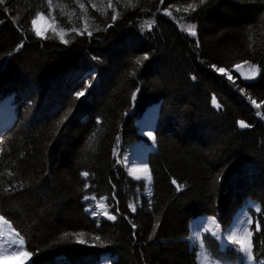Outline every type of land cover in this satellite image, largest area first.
I'll use <instances>...</instances> for the list:
<instances>
[{"label":"trees","instance_id":"1","mask_svg":"<svg viewBox=\"0 0 264 264\" xmlns=\"http://www.w3.org/2000/svg\"><path fill=\"white\" fill-rule=\"evenodd\" d=\"M72 1L53 0L67 44L31 30L45 0L0 4V97L13 94L16 113L0 139V215L25 237L31 259L97 264L109 251L118 257L114 264H196L184 240L188 221L207 214L226 226L249 198L262 207L253 252L264 258V0H133L136 7L113 0L121 13L114 22L108 0H91L100 11L81 0L87 14ZM190 4L196 10L185 12ZM56 5H67L64 15ZM152 20L150 30L142 27ZM183 23L196 25L197 35L183 32ZM237 64L260 71L244 80L229 72ZM90 70L94 82L83 77ZM156 102L157 149L148 156L152 196L131 214L127 203L142 183L125 175L113 150L122 153L140 140L134 119ZM241 120L249 127L241 128ZM86 194L114 199L116 221L90 219L83 212ZM78 236L87 243H77ZM204 242L213 256H226L206 236Z\"/></svg>","mask_w":264,"mask_h":264},{"label":"snow or ice","instance_id":"2","mask_svg":"<svg viewBox=\"0 0 264 264\" xmlns=\"http://www.w3.org/2000/svg\"><path fill=\"white\" fill-rule=\"evenodd\" d=\"M5 2V0H0V4H3ZM74 4L76 6H78V8L84 13L87 14L88 12V8L85 6L84 3L81 2V0H73ZM210 2V0H199V4L200 5H204L206 3ZM47 3V9H48V14L52 15V10L54 8L53 5V0H46ZM89 3L91 4L92 9H95L96 11H100V9L97 7V5L95 3H92L91 0H89ZM116 3L119 4L120 0H116ZM161 3H163V0H161ZM56 7H60L61 9V15H64V11L63 9L67 7V5H56ZM125 7H136V4L133 3V0H125ZM107 8L108 9H112L113 14L111 15V20L114 22L118 19V17L120 16L121 13L116 11V7L113 4V0H108L107 3ZM178 10V9H177ZM196 8L193 5H188L187 8L184 9L185 12L188 11H195ZM5 11H7V9H5ZM103 16H105V18H107L108 13L107 11H104L101 13ZM168 15H171V12L167 13ZM43 12L41 11H37L35 17L32 19V31L35 33V35L37 37L40 38H44L47 39L49 38L44 32H41L40 30H38L36 28V23H37V19L43 17ZM73 15H75V11L73 10ZM53 19H55V17H53ZM71 19V17H70ZM262 22H264V17L261 18ZM155 23L154 20L152 21H146L145 24L142 27H146L149 30L151 29L152 25ZM109 27H111V25H109ZM85 30H87V26L85 28ZM97 31H100L101 29L99 27L96 28ZM103 30H107V29H103ZM184 31H187L189 35L192 36H196L197 35V28L196 25L194 24H189L187 25L184 29ZM53 31H55V29H53ZM72 31H76L77 35H82L83 33L79 32L75 27H73ZM89 36L92 35V32H88L87 33ZM59 35V39L61 41V43H69L68 40L64 39V34H63V29H61V32L58 33ZM251 40V37H250ZM249 47H252V44L250 43ZM148 57L145 56L144 59H147ZM95 59V57H94ZM137 63H140L139 60H137ZM245 63H247V61H245ZM236 69L239 71L241 68V65L237 64L235 65ZM213 68L219 72L222 75L227 76V78L229 80H233V77L229 74L228 71H226V69L224 67L221 68H216L215 65H213ZM251 74L245 76V79H254L256 74L260 71V69H258L254 64L252 65L251 68ZM91 75V74H90ZM193 79H196L195 76L192 77ZM91 87V82L85 87V89L81 92L76 93L77 98L85 96L86 92L88 91V88ZM133 99H135V93L133 94ZM212 103L216 108H220L221 105L217 103L216 101V97L213 96L212 98ZM253 103L255 104L256 102L253 101ZM256 107L259 108L260 105L256 104ZM259 115V113H258ZM97 123H100V121L98 120ZM241 128H247L249 127L248 124H246L243 120L238 122ZM96 133L94 132L92 134L91 137H89V147L92 148V142H94L96 140ZM149 137L151 139H155L154 136H152V133L149 132L148 133ZM119 139V138H118ZM92 150L94 151L95 149L92 148ZM115 149L113 150L114 154H115ZM142 171L147 172V166H145ZM12 173H9V175H11ZM82 176L84 177H88L89 173L87 171L82 172L81 173ZM137 179H139L140 177H136ZM150 181V177L148 178ZM173 184H177L176 180H172ZM85 189H87L89 187L88 184L84 185ZM183 187V185H177V191H180L181 188ZM9 189H5V191H8ZM149 194L150 191H149ZM85 200H95L96 197L92 196H84ZM106 198H101V201H103ZM101 201L97 202V207L99 209H101V213L104 216L107 217L108 220H115L116 216L115 215H110L107 213V211H105V204L102 203ZM255 207V211L257 214L262 212V207L261 205H254ZM129 208H131L133 211H135V206L133 204H129ZM87 211V209H86ZM92 215H98V213L95 210H92ZM207 222H210L212 225L215 226L216 228V232H214V235H216L218 238L223 239V236L221 235V233L219 232L220 229V224L217 223V220L215 217H209L207 218ZM253 223H255V229L253 230L250 226L253 225ZM0 225L6 226L7 229L9 230V237L10 238H5V232L3 229H0V261H4V260H12V259H20L21 260V264H35V261L32 260L31 258L35 255V253L33 251L30 250L31 246L28 245V247L26 248L25 246L27 245V241L25 239L24 236H22L20 234V232L15 231V229L13 228V225L9 223V219H6L4 215H0ZM159 225L157 224L156 227H158ZM133 227H135V225H133ZM233 228L235 230L231 231V234L227 236V241L230 242L233 245H236V251L239 253H243L245 260L241 262V264H256V262L254 261V253H253V237L256 233H260L261 232V222L259 219H256L254 221V219L252 217H247L244 220H238L236 224L233 225ZM198 232V229H197ZM154 234V233H153ZM83 233L79 234V236H82ZM69 236L68 233L64 234V237H62V239H66ZM79 236L76 239L77 243L80 244H86L87 241L84 239H80ZM151 239V236L149 237ZM95 241L99 242L100 241V237L96 236L94 237ZM199 239V236H192L189 237V240H191L193 243ZM261 244H264V241L260 242ZM90 246H102L99 244H94V245H90ZM201 248H202V252L200 254H198L197 259L201 260L203 264H209V258L211 253L208 252L206 246L204 245L203 241H201L200 244ZM258 264H264V260H260L258 262Z\"/></svg>","mask_w":264,"mask_h":264},{"label":"rangeland","instance_id":"3","mask_svg":"<svg viewBox=\"0 0 264 264\" xmlns=\"http://www.w3.org/2000/svg\"><path fill=\"white\" fill-rule=\"evenodd\" d=\"M73 2V1H72ZM45 5H46V11L43 12V17L37 19V23L39 24L40 26V31L41 32H44L47 36L49 35H54L55 37H57L59 39V35L58 33L61 32V26L58 24V21H57V18L56 16L54 15V12L52 10V15H49L48 14V9H47V3H46V0H45ZM73 5L74 2H73ZM53 17H55V19H53ZM189 25V23H183L181 25H179V28L188 34L187 31H184L183 29ZM33 27L32 25V22H31V28ZM146 28V27H145ZM53 29H55V31H53ZM148 29V28H147ZM35 34V33H34ZM63 34H65L64 30H63ZM36 36V35H35ZM37 37V36H36ZM65 37V35H64ZM40 38V37H39ZM65 39V38H64ZM60 40V39H59ZM241 65V68L240 70L238 71L236 69V67H233L231 70H229V72H234L235 74H237L239 77H242L245 79V76L247 75H250L251 74V68H252V64H239ZM3 67H0V70H2ZM89 74L92 75V78H95L96 76V73L95 72H89ZM256 78V76H255ZM246 80H249V79H246ZM256 107V106H255ZM6 114V115H5ZM1 115H5L4 116V120L5 121H12L11 119L14 118V113H13V110H12V105H11V98H8L6 97L5 99H2L0 101V117ZM1 122V121H0ZM137 128V131H138V134H139V128L136 126ZM4 129V128H3ZM140 135V134H139ZM144 140H146V142L148 143V139H146L145 137L141 136ZM148 140V141H147ZM155 141V140H154ZM150 142V141H149ZM151 148L153 149L154 148V142H150L148 146L144 147L143 144H138V145H135L133 148L137 149V152L140 150V148H143L144 150H147L148 148ZM133 149L130 148L126 154H124L122 156V158H120L119 156L116 157V161L119 162V163H122L124 164V168L126 166V161L130 159L131 155H132V151ZM127 168V167H126ZM126 170V169H125ZM127 172V171H126ZM128 174V173H127ZM129 175V174H128ZM131 180L135 181L136 183H142V186L141 188L137 189L136 190V196L133 197L132 199H130L127 203V208L129 211H133L131 208H129V204H133L135 206V209H138L139 207H141L142 205V202L143 201H146L147 205L149 204L150 202V199H151V196H152V178H151V174H150V185H149V189L148 187L145 185L146 183V180L145 179H137V178H134L132 177L131 175H129V177ZM147 188V189H146ZM149 191L151 194H149ZM98 201H101V199H95V200H92V199H89V200H86L85 201V206L87 207L88 206V215L94 219H97V221H113V220H108L106 216L102 215V214H99L101 213V209H99L96 205H97V202ZM102 203L105 204V211H107L108 214L110 215H115L116 218H117V214L115 213V210L112 209V206L107 203L106 200H103L101 201ZM254 205H257L256 203L254 202H247L245 203L240 209H238V211L236 212L235 216L233 217V220L232 222H230L228 224L227 227H222L220 225V229H219V232L221 233V235L223 236V239L221 238H218L216 235H214V232H216V228L214 225L211 226V229L207 230L205 229V225L208 224L207 221H205L204 219L203 220H200L196 223V225L191 229L189 230L188 232V241H189V244H190V247L192 248H195L196 249V260H197V263L198 264H203L202 262V259L201 260H198L197 257H198V254H200L203 250L200 246L201 244V234L206 232V233H209L213 239L216 241V243L219 245V248L220 249H225L227 247V245L231 244L230 242L227 241V236L231 234V231L232 230H235L233 228V225L237 223L238 220H244L246 219L247 217H250V214H249V210L250 209H253L255 210V207ZM92 210H95L98 215H92ZM131 213V212H130ZM133 214V213H131ZM200 225H199V224ZM202 223V225H201ZM218 223V222H217ZM198 228H197V227ZM210 228V227H209ZM197 229H198V232H197ZM193 230V231H192ZM192 236H199V239H197L194 243L189 240V237H192ZM233 245V244H232ZM243 258H242V261L245 260V257H244V254L241 253ZM104 260V261H103ZM109 257L107 254H104L102 255V261L100 260V262L102 264H108L110 263L111 264V261H109ZM209 264H223L219 261H216L215 259L213 258H209ZM241 264V263H240Z\"/></svg>","mask_w":264,"mask_h":264},{"label":"bare ground","instance_id":"4","mask_svg":"<svg viewBox=\"0 0 264 264\" xmlns=\"http://www.w3.org/2000/svg\"><path fill=\"white\" fill-rule=\"evenodd\" d=\"M36 28L38 30H40V26L38 23H36ZM157 112H158V109H157L156 105L150 106V107H147L146 110H144V112L142 114H139V116L134 119V126H135V128H136V126L139 128V134L141 136L145 137L146 139H148L150 142H154V139H151L149 137L148 133L151 132L152 136H154L153 129H154V125L156 123ZM1 120H2V118L0 117V121ZM4 125H6V122L0 124V126H2V127ZM2 127L0 128V132L4 128V127L3 128ZM136 132H137V135L139 136L137 128H136ZM149 141H148V144L150 143ZM132 151L133 152H132L130 159L127 160L125 163L126 167H127L126 171L129 175H131L134 178L140 177L139 179H145L146 180L145 185L149 189L150 181L148 178L150 177V173H149V169L147 166V154H146L147 150L140 148V150L137 152V149L133 148ZM145 166H147V169H148L147 172L142 171V169ZM242 204H244V203H242ZM240 207H241V205L234 211L233 215L236 214V212L238 211V209ZM202 219L207 221V218L205 219L202 217H197L196 219L191 221V223L189 225V229L191 230L196 225V223ZM201 225H202V223H201ZM211 226H212V224L210 222H208V224L205 225V229L209 230V229H211ZM0 229L4 230L5 238H10L9 237V230L7 229L6 226L0 225ZM0 264H21V260L20 259L4 260V261H0Z\"/></svg>","mask_w":264,"mask_h":264}]
</instances>
